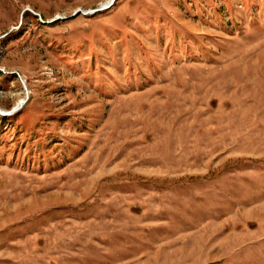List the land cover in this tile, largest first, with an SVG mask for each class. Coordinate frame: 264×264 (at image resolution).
<instances>
[{
	"label": "rangeland",
	"instance_id": "rangeland-1",
	"mask_svg": "<svg viewBox=\"0 0 264 264\" xmlns=\"http://www.w3.org/2000/svg\"><path fill=\"white\" fill-rule=\"evenodd\" d=\"M110 1L0 0V264H264V0Z\"/></svg>",
	"mask_w": 264,
	"mask_h": 264
},
{
	"label": "water",
	"instance_id": "water-1",
	"mask_svg": "<svg viewBox=\"0 0 264 264\" xmlns=\"http://www.w3.org/2000/svg\"><path fill=\"white\" fill-rule=\"evenodd\" d=\"M115 0H111L110 2H108L107 4H104V5H101L100 7H97V8H94V9H91V10H88V11H83V10H76L74 12L73 15H75L77 12H80L82 13L83 15H90V14H94V13H97V12H100V11H103L107 8H109L110 6H112L113 2ZM34 13V12H33ZM34 14H37V13H34ZM72 15V16H73ZM58 18L56 19H52L50 21H47L46 23H52L54 22L55 20H57ZM3 71V70H1ZM14 74L17 75V77L20 79L22 85L24 86V88L26 89V86H25V82L23 81V79L21 78V76L17 73V72H13ZM27 96L25 97V99L21 100L14 108H12L11 110L9 111H3V110H0V115L1 116H7V115H10V114H13L15 112H17L18 110H20L22 108V106L24 105V103L27 101Z\"/></svg>",
	"mask_w": 264,
	"mask_h": 264
}]
</instances>
